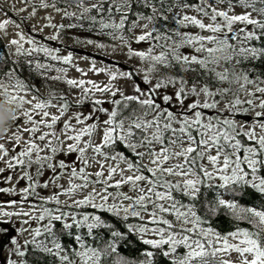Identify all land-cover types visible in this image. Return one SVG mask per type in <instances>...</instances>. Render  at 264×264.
I'll return each mask as SVG.
<instances>
[{
  "label": "snow or ice",
  "instance_id": "obj_1",
  "mask_svg": "<svg viewBox=\"0 0 264 264\" xmlns=\"http://www.w3.org/2000/svg\"><path fill=\"white\" fill-rule=\"evenodd\" d=\"M21 3L45 14L0 8V264H264V0ZM71 30L113 59L81 67Z\"/></svg>",
  "mask_w": 264,
  "mask_h": 264
},
{
  "label": "rangeland",
  "instance_id": "obj_2",
  "mask_svg": "<svg viewBox=\"0 0 264 264\" xmlns=\"http://www.w3.org/2000/svg\"><path fill=\"white\" fill-rule=\"evenodd\" d=\"M12 5H15V8H13ZM22 7H25V5L23 3H21V0H0V8H3L4 10H6L8 12V15L13 16L17 21L23 20L24 21L23 26L26 29L29 27L30 24H36L45 14L43 11H40L36 18L31 19V20H26L25 18L28 15L27 12L21 13V12L16 11L17 9H20ZM29 11H30V9H29ZM53 15H55V14L53 13ZM2 18H4V13L0 12V19H2ZM56 20H57V22H60V18L58 16L56 17ZM9 31L11 32L12 29H10ZM50 31H51L50 29H45V32L41 33L40 36L43 37V35L47 34ZM75 35L79 36L80 38L86 37V36L81 35L79 33H75ZM64 45H66L68 47V49L72 50L76 54L77 63L85 69L88 67V61L80 59L81 56H86V55L87 56H94L97 59L98 64H99L100 59H105V60L113 59V57H106L104 51L97 50V49L93 48L92 46H85V45L76 43L75 40L72 38V34H69V35L64 37ZM53 46H58V45H56L55 42H53ZM134 47L144 48V47H146V45H143V44H141L139 46L134 45ZM114 58L119 61L120 65L122 67H125V68L130 67L131 64L137 63L136 61L128 62L123 56H120V55H117ZM69 75L72 77L78 76V74L74 70H70ZM90 76H91V74H90ZM91 78L97 79V80L105 79V77H103V76H99V77L91 76ZM41 92L46 94L47 90H41ZM88 110H90V109H88L87 105H85L84 111L87 112ZM0 166H2V165H0ZM5 175H7V173H5ZM0 186H3V185H0ZM23 186H24V182L22 181L20 183V187H23ZM45 194H47V193H45ZM10 198H12V197H9L8 195H0V200H7ZM16 226L19 227L18 224ZM0 259H2V256H0Z\"/></svg>",
  "mask_w": 264,
  "mask_h": 264
},
{
  "label": "trees",
  "instance_id": "obj_3",
  "mask_svg": "<svg viewBox=\"0 0 264 264\" xmlns=\"http://www.w3.org/2000/svg\"><path fill=\"white\" fill-rule=\"evenodd\" d=\"M65 23H67V21H64ZM72 33H79L81 35H84L86 37H91L93 39H101L104 40L105 42H109L106 40V38H101V37H95L92 35V33L85 31V30H71V32L66 33L65 36L72 34ZM243 67L245 69L247 68H251L252 72L250 73V75H252L253 77L257 76V75H261L264 76V61H258L255 62L254 64H249L247 62H245V64L243 65ZM35 83L37 84V86H41L42 85V81H40L39 79H37L35 81ZM53 89L59 90V89H65L66 90V86L62 85V84H53L52 85ZM41 90H47L46 87H42L41 86ZM248 199V198H246ZM243 202V201H242ZM216 226L220 229L223 230H228L230 228V224L228 223L227 220H217L216 221ZM133 240H135V237H132ZM133 247H135V245H133ZM123 251V249H122ZM126 254H130V255H135L136 253H126ZM29 264H50V258L49 259H45L42 255H29L27 257Z\"/></svg>",
  "mask_w": 264,
  "mask_h": 264
},
{
  "label": "clouds",
  "instance_id": "obj_4",
  "mask_svg": "<svg viewBox=\"0 0 264 264\" xmlns=\"http://www.w3.org/2000/svg\"><path fill=\"white\" fill-rule=\"evenodd\" d=\"M11 113L8 111V106L0 102V134L3 133L5 122L10 118Z\"/></svg>",
  "mask_w": 264,
  "mask_h": 264
}]
</instances>
